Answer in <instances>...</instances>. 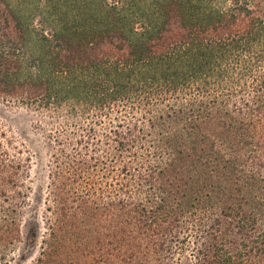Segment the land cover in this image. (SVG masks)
Segmentation results:
<instances>
[{
    "label": "trees",
    "instance_id": "16d2710c",
    "mask_svg": "<svg viewBox=\"0 0 264 264\" xmlns=\"http://www.w3.org/2000/svg\"><path fill=\"white\" fill-rule=\"evenodd\" d=\"M0 92L139 111L144 126L113 141L151 152L157 202L142 216L160 228L210 209L204 264L264 261V0H0ZM53 196L68 207L62 187ZM58 247L36 264H55Z\"/></svg>",
    "mask_w": 264,
    "mask_h": 264
},
{
    "label": "rangeland",
    "instance_id": "374dc122",
    "mask_svg": "<svg viewBox=\"0 0 264 264\" xmlns=\"http://www.w3.org/2000/svg\"><path fill=\"white\" fill-rule=\"evenodd\" d=\"M142 126L139 111L119 104L71 112L0 92V264H36L50 244L61 252L55 264H204L216 212L190 211L156 228L138 210L157 202L145 181L151 152L140 144L117 152L113 138ZM59 186L66 209L54 200ZM239 263L264 261L253 254Z\"/></svg>",
    "mask_w": 264,
    "mask_h": 264
}]
</instances>
